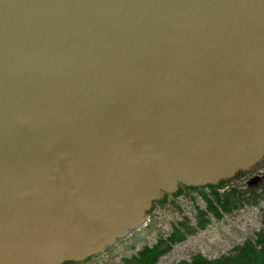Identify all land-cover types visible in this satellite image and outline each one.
<instances>
[{"label":"water","instance_id":"water-1","mask_svg":"<svg viewBox=\"0 0 264 264\" xmlns=\"http://www.w3.org/2000/svg\"><path fill=\"white\" fill-rule=\"evenodd\" d=\"M262 161L264 0H0V264L82 262Z\"/></svg>","mask_w":264,"mask_h":264},{"label":"rangeland","instance_id":"rangeland-1","mask_svg":"<svg viewBox=\"0 0 264 264\" xmlns=\"http://www.w3.org/2000/svg\"><path fill=\"white\" fill-rule=\"evenodd\" d=\"M264 174V161L235 178L214 186L218 191L235 188L243 191L254 176ZM259 182L250 185L255 188ZM208 186L180 187L154 203L144 221L130 230L104 251L73 264H127L145 247L152 248L161 240H168L169 248L154 264H176L197 255L214 259L228 253L235 246L253 240L258 232L264 234V199L254 204L224 209L210 199ZM205 226L200 229L198 224Z\"/></svg>","mask_w":264,"mask_h":264},{"label":"trees","instance_id":"trees-1","mask_svg":"<svg viewBox=\"0 0 264 264\" xmlns=\"http://www.w3.org/2000/svg\"><path fill=\"white\" fill-rule=\"evenodd\" d=\"M255 182H259L258 185L250 188L249 186ZM247 185L248 188L243 191L235 188L218 191L214 186L208 185L210 189V199L207 200L208 208L212 210L213 203H217L230 211L229 209L241 207L243 204H254L264 199V174L250 178ZM204 226L205 223L198 224L200 229ZM168 240L171 241V238L161 240L152 248H143L136 257L127 261V264H154L158 257L169 248ZM64 264H73V262ZM176 264H264V234L258 232L253 240H247L214 259L195 255L189 260H181Z\"/></svg>","mask_w":264,"mask_h":264}]
</instances>
